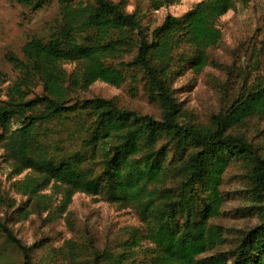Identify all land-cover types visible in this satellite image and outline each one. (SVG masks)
<instances>
[{
  "label": "trees",
  "instance_id": "1",
  "mask_svg": "<svg viewBox=\"0 0 264 264\" xmlns=\"http://www.w3.org/2000/svg\"><path fill=\"white\" fill-rule=\"evenodd\" d=\"M176 1L148 0V7ZM20 2L35 11L56 2L61 20L23 47V60H14L20 75L0 101V145L12 166L10 179L29 172L12 183L32 204L18 212L54 220L77 193L135 208L147 235L135 230L131 239L102 250L90 241L87 264H264V143L240 130L264 120L260 58L246 84L222 90L220 109L206 124L185 119L174 88L188 70L200 74L209 65L223 38L219 21L234 0H200L152 30L141 12L112 0ZM129 80L143 85L159 118L116 99L85 96L96 83L121 87ZM233 166L248 175L249 210L258 217L249 229L218 223L226 202L223 178ZM0 232L22 252L24 264H34L32 250L1 220Z\"/></svg>",
  "mask_w": 264,
  "mask_h": 264
},
{
  "label": "rangeland",
  "instance_id": "2",
  "mask_svg": "<svg viewBox=\"0 0 264 264\" xmlns=\"http://www.w3.org/2000/svg\"><path fill=\"white\" fill-rule=\"evenodd\" d=\"M112 1L122 3L129 12H141L145 16L144 25L152 30L167 15L181 17L200 0H177L159 10H150L148 0ZM60 20L56 2L35 11L20 0H0V101L7 99L9 89L20 75L14 60H23V47L35 37L48 36ZM219 28L222 42L211 51L209 65L200 74L188 70L174 86L185 119L196 124L208 123L211 115L219 111L224 88L238 89L255 75L254 64L258 58L261 65L258 69L264 68V0H234L233 7L220 19ZM73 68L74 65L67 66L68 70ZM143 92V85H133L130 80L121 87L99 82L85 96L116 99L122 107L159 118L158 107L150 104ZM240 130L264 143L263 119H253ZM4 155L5 149L0 145V220L32 250L34 264H87L91 258L90 241L102 250L106 244L113 246L131 239L135 230L147 235L135 208L121 207L106 202L101 196L84 193L74 196L68 211L60 218L53 220L48 214H31L25 219L18 209L31 210L28 205L32 204L16 192L12 183L24 179L29 172L11 180L12 166ZM247 189V173L240 167H231L223 178L221 192L226 202L218 223L230 230L249 229L258 224V217L249 210ZM60 200L58 197L54 207ZM144 244L152 245L148 240ZM138 257L143 260L141 253ZM0 264H24L22 252L1 232Z\"/></svg>",
  "mask_w": 264,
  "mask_h": 264
}]
</instances>
